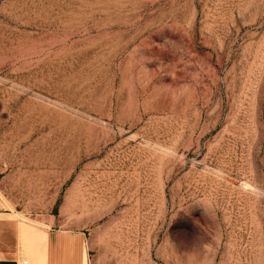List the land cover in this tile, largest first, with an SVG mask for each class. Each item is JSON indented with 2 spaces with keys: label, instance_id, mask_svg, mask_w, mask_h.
<instances>
[{
  "label": "rangeland",
  "instance_id": "rangeland-1",
  "mask_svg": "<svg viewBox=\"0 0 264 264\" xmlns=\"http://www.w3.org/2000/svg\"><path fill=\"white\" fill-rule=\"evenodd\" d=\"M0 212L85 264H264V0H0Z\"/></svg>",
  "mask_w": 264,
  "mask_h": 264
},
{
  "label": "crops",
  "instance_id": "crops-1",
  "mask_svg": "<svg viewBox=\"0 0 264 264\" xmlns=\"http://www.w3.org/2000/svg\"><path fill=\"white\" fill-rule=\"evenodd\" d=\"M55 225L53 216L33 224L0 212V264H85V234Z\"/></svg>",
  "mask_w": 264,
  "mask_h": 264
},
{
  "label": "bare ground",
  "instance_id": "bare-ground-1",
  "mask_svg": "<svg viewBox=\"0 0 264 264\" xmlns=\"http://www.w3.org/2000/svg\"><path fill=\"white\" fill-rule=\"evenodd\" d=\"M21 227H22V230L27 229L25 225H21Z\"/></svg>",
  "mask_w": 264,
  "mask_h": 264
}]
</instances>
